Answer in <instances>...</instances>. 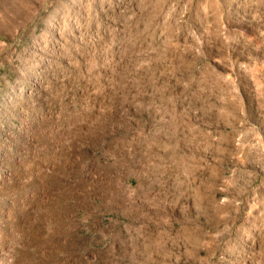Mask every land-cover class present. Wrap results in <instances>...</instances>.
Listing matches in <instances>:
<instances>
[{"label": "rangeland", "instance_id": "374dc122", "mask_svg": "<svg viewBox=\"0 0 264 264\" xmlns=\"http://www.w3.org/2000/svg\"><path fill=\"white\" fill-rule=\"evenodd\" d=\"M0 264H264V0H0Z\"/></svg>", "mask_w": 264, "mask_h": 264}]
</instances>
